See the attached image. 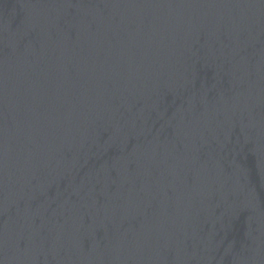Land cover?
I'll return each instance as SVG.
<instances>
[{
    "label": "water",
    "instance_id": "95a60500",
    "mask_svg": "<svg viewBox=\"0 0 264 264\" xmlns=\"http://www.w3.org/2000/svg\"><path fill=\"white\" fill-rule=\"evenodd\" d=\"M0 264H264V0H0Z\"/></svg>",
    "mask_w": 264,
    "mask_h": 264
}]
</instances>
